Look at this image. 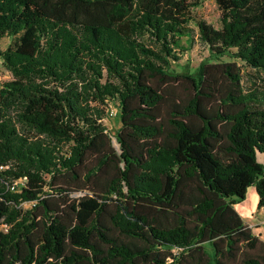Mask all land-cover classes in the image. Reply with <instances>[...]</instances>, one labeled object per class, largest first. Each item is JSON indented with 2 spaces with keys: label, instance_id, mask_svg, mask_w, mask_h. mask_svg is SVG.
<instances>
[{
  "label": "trees",
  "instance_id": "1",
  "mask_svg": "<svg viewBox=\"0 0 264 264\" xmlns=\"http://www.w3.org/2000/svg\"><path fill=\"white\" fill-rule=\"evenodd\" d=\"M199 3L0 0V264H264L235 207L264 212V88L172 68L196 29L264 74V0H215L219 29Z\"/></svg>",
  "mask_w": 264,
  "mask_h": 264
},
{
  "label": "rangeland",
  "instance_id": "2",
  "mask_svg": "<svg viewBox=\"0 0 264 264\" xmlns=\"http://www.w3.org/2000/svg\"><path fill=\"white\" fill-rule=\"evenodd\" d=\"M193 16L206 21L211 24L214 28H220V12L216 6L215 0H200L199 6L192 10ZM193 27V24L190 25ZM193 36L192 43L189 44L186 41V38H182L181 42L185 51L179 55V60L176 63H173L172 68L177 72H194L201 62L207 61L210 64L214 63H226L235 61L240 67L243 80L242 85L244 90L264 88V74H257L249 68L245 67L240 61L230 59L228 57H221L219 59H213L210 57L207 46L198 40L196 29ZM10 43L9 38H2L0 40V47L4 50ZM9 74L4 71L0 66V82L8 80ZM114 113L113 115H111ZM104 126L107 128V131L114 135L120 128V109L116 102L109 103L108 114L103 121ZM256 161L259 164H264V154H257ZM264 166V165H262ZM25 208H28V205H24ZM4 227L1 226L0 230H3ZM259 249V248H258ZM252 252L255 254L256 251Z\"/></svg>",
  "mask_w": 264,
  "mask_h": 264
},
{
  "label": "crops",
  "instance_id": "3",
  "mask_svg": "<svg viewBox=\"0 0 264 264\" xmlns=\"http://www.w3.org/2000/svg\"><path fill=\"white\" fill-rule=\"evenodd\" d=\"M264 165V164H262ZM257 196L253 189L249 191L246 198L236 204L238 213L245 225H247L254 234L264 233V212L256 209ZM264 240V238H263Z\"/></svg>",
  "mask_w": 264,
  "mask_h": 264
},
{
  "label": "built area",
  "instance_id": "4",
  "mask_svg": "<svg viewBox=\"0 0 264 264\" xmlns=\"http://www.w3.org/2000/svg\"><path fill=\"white\" fill-rule=\"evenodd\" d=\"M114 113H112L111 115H113ZM1 169H2V167H0ZM19 182H21V181H19ZM16 184H17V182L16 183H14L12 186H11V188H10V190L11 191H16Z\"/></svg>",
  "mask_w": 264,
  "mask_h": 264
}]
</instances>
